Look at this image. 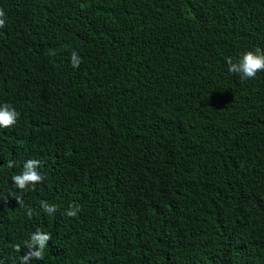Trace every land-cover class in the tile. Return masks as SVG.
Masks as SVG:
<instances>
[{
  "label": "trees",
  "instance_id": "1",
  "mask_svg": "<svg viewBox=\"0 0 264 264\" xmlns=\"http://www.w3.org/2000/svg\"><path fill=\"white\" fill-rule=\"evenodd\" d=\"M0 8V104L20 114L0 129V264L37 229L31 264H264V71L225 59L264 50V0ZM30 158L45 179L21 191Z\"/></svg>",
  "mask_w": 264,
  "mask_h": 264
},
{
  "label": "clouds",
  "instance_id": "2",
  "mask_svg": "<svg viewBox=\"0 0 264 264\" xmlns=\"http://www.w3.org/2000/svg\"><path fill=\"white\" fill-rule=\"evenodd\" d=\"M5 12L0 8V28L5 26ZM228 72L239 74L241 80L253 79L258 72L264 71V50L255 48L246 50L240 56L233 60L232 57H226ZM82 62V57L77 51L73 50L70 54V63L73 68H79ZM19 112L10 104H0V129L13 127L19 119ZM42 162L39 159L30 158L23 163V170L16 175L11 176V180L17 189L27 191L33 188L36 184L42 183L45 179L39 169ZM8 167H15L14 161L8 162ZM17 203L23 207L24 202L20 196H15ZM43 211L49 215L57 211L56 205L49 204L46 201H41ZM81 211L79 204H70L66 210V215L75 217ZM25 214L31 218L33 210L31 207L26 209ZM51 239V234L40 229L35 230L29 236V239L24 241V249L27 251L24 255H19V264H31L32 260H42L44 258V250L48 247V241ZM21 246L16 245L15 251L21 252Z\"/></svg>",
  "mask_w": 264,
  "mask_h": 264
}]
</instances>
